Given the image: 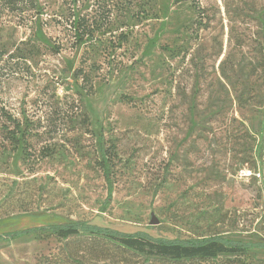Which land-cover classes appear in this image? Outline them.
<instances>
[{
	"label": "rangeland",
	"instance_id": "rangeland-1",
	"mask_svg": "<svg viewBox=\"0 0 264 264\" xmlns=\"http://www.w3.org/2000/svg\"><path fill=\"white\" fill-rule=\"evenodd\" d=\"M16 8L0 11V99L43 121L53 95L80 97L77 120L88 132L77 155L60 151L32 174L19 151L0 153V202L24 178L46 189L29 213L0 216V235L84 221L154 239L264 245V0H26ZM78 16L104 23L87 48L91 95L72 76L86 51L74 44ZM16 48L33 60L10 58ZM250 88L255 98L239 107L237 92ZM63 237L0 239V264H123L109 241L95 248L88 234ZM117 242L137 253L127 264L184 259L181 248ZM203 252L218 259L191 264H264L262 248Z\"/></svg>",
	"mask_w": 264,
	"mask_h": 264
},
{
	"label": "trees",
	"instance_id": "trees-1",
	"mask_svg": "<svg viewBox=\"0 0 264 264\" xmlns=\"http://www.w3.org/2000/svg\"><path fill=\"white\" fill-rule=\"evenodd\" d=\"M26 3V0H23ZM184 0H174L177 4ZM22 0H0V11L7 9L16 10L19 3H24ZM203 13V12H201ZM200 13V14H201ZM104 23L96 19H85L77 17L75 22H71V28L74 29V44L75 47L83 45L86 48L79 66L74 70L72 76L74 80H80V88L86 95L93 94L91 86V73L93 64L90 63V58L87 52V48L91 47L90 41L93 40L95 33L99 27H102ZM232 30V27H230ZM239 43V39L237 40ZM56 52H59L56 51ZM6 51H0V61ZM27 52L19 53V49L16 48L12 53V57H16L19 60H33L31 56L26 55ZM263 57V55H261ZM89 64V65H88ZM261 80L264 82V60L262 59L261 65ZM255 95L253 89H244L236 94V101L239 107H243L248 100H253ZM48 101H44L42 104L47 106L50 111V116H46V119L42 121V117H36L34 115H28L26 109H20L17 114H14L6 104L0 99V153L16 152L21 153L22 161L25 165L28 164L26 170L32 174L35 171V167L41 166L43 161L48 158L59 154L60 151L65 154L77 155V152L82 148L79 142L83 138V134H87L88 128L86 119L77 120V115L80 113V107L83 106L82 99L80 97L74 98L71 101H66V96L62 100H59L55 95ZM52 115V116H51ZM57 116V120L60 121V126L56 129V125L53 127L51 124H56L50 117ZM78 125V127H76ZM78 132L81 134L79 135ZM72 134V135H71ZM100 154L99 165L101 166L103 176L110 184V163L105 151L101 148L98 149ZM24 178V177H23ZM15 187V191H8L6 195L2 197L0 202V216H7L12 212L29 213L27 207L28 204L35 202L34 199L42 197L46 194V189L43 184L37 185L35 180L23 179L22 183L12 182ZM48 233L57 236L59 240L66 239L63 237L66 233H74L76 236L81 234H88L94 239V247L97 248L99 241H109L113 247V250L119 255L123 256L121 261L123 264H127L128 253L131 255H137L134 251H131L126 245L117 242L119 239H140L146 242H151L164 248H181L183 251V260L180 259H168V258H156L158 264H184L185 262L191 264L193 261L204 260H217V255L207 254L203 250L214 244H219L227 248H232L238 251H246L253 248H262L264 245L257 243H243L240 241H231L220 237H209L203 239H188V240H169L162 238H152L149 235L141 232L134 234H125L109 228L99 227L92 225L84 221H75L70 223H61L46 225L40 227H34L18 232L7 233L0 235V239L14 240L25 235ZM103 252V251H102ZM105 254V252H104ZM103 254V255H104ZM76 260V259H75ZM148 260H146V263ZM229 262V261H227ZM185 263V264H186ZM80 264V263H79Z\"/></svg>",
	"mask_w": 264,
	"mask_h": 264
},
{
	"label": "water",
	"instance_id": "water-1",
	"mask_svg": "<svg viewBox=\"0 0 264 264\" xmlns=\"http://www.w3.org/2000/svg\"><path fill=\"white\" fill-rule=\"evenodd\" d=\"M156 223H157L156 220L154 219V217H152V218H151V221H150V224H151V225H154V224H156Z\"/></svg>",
	"mask_w": 264,
	"mask_h": 264
}]
</instances>
